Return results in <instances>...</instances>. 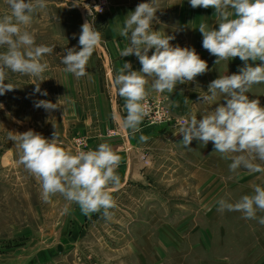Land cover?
Listing matches in <instances>:
<instances>
[{
  "label": "rangeland",
  "instance_id": "374dc122",
  "mask_svg": "<svg viewBox=\"0 0 264 264\" xmlns=\"http://www.w3.org/2000/svg\"><path fill=\"white\" fill-rule=\"evenodd\" d=\"M110 6L111 0L98 23L97 18L93 22L89 18L99 30L105 27ZM10 14L6 0H0V18ZM69 20L64 10H49L48 6L33 14L28 30L35 33L36 44L54 48L43 58L49 65L43 73L44 81L35 80L41 91H35L33 77L9 71L5 84L14 88L0 95V254L21 250L34 237L57 229L55 220L62 213V209H50L49 200L41 195L40 183L20 164L10 132L14 135L33 130L52 139L57 131L66 150H91L89 140L71 139L74 126L64 129L65 110L68 115L78 111L72 105L77 108L79 103H86L80 97L81 90L89 86L63 82L59 73L66 67L63 55L81 33L78 20L68 25ZM4 51L6 48H0ZM249 63L255 66L261 62ZM243 66L244 62L233 64L231 74H238ZM44 91L47 95H42ZM247 95L259 99L264 107V83L253 85ZM40 100H60L59 107L50 111L35 107ZM146 100L155 105L154 112L164 116L157 123L143 120L156 140L139 154V169L135 172L140 176L124 183L120 179L118 185L124 189L111 194L117 204L111 210L112 218L95 213L83 237L67 243L72 245L68 252L71 258L56 253L53 264H264V225L258 219H244L238 211H217L221 198L235 203L241 196L252 194L254 185L264 187V172H249L243 167L231 172L232 161L215 153L212 142L203 145L194 139L185 148L181 144L183 135L174 134L192 115L202 119L207 112L226 105L224 96L218 95L211 103L200 98L192 112L177 116L167 97L147 96ZM255 162L264 168V162ZM260 216L264 213L258 212ZM0 264L25 263L1 257Z\"/></svg>",
  "mask_w": 264,
  "mask_h": 264
},
{
  "label": "clouds",
  "instance_id": "9594fccd",
  "mask_svg": "<svg viewBox=\"0 0 264 264\" xmlns=\"http://www.w3.org/2000/svg\"><path fill=\"white\" fill-rule=\"evenodd\" d=\"M6 3L11 14L0 18V48H6L0 52V95L14 88L5 84L9 71L33 77L35 91L40 92V83L35 80L44 81L43 73L49 65L43 58L54 48L37 45L35 33L28 28L33 14L45 10L47 2L6 0ZM189 3L192 8L215 10L218 30L210 29L206 23L198 26L203 36L202 47L217 58L215 63L239 57L244 66L238 74L220 75L211 81L207 94L201 96L202 102L211 103L218 95H223L226 105L207 112L202 119L192 115L174 134L183 135L181 144L185 148L194 139L203 145L212 142L215 153L232 161L231 172L241 167L249 172H264L255 162H264V107L259 99H249L247 95L253 85L264 83V0H189ZM158 10L159 0L140 3L125 17L123 26L116 28L118 34L129 41L121 57L135 54L142 66L140 71H133L131 63L126 62L113 79L126 111L125 116L115 118L133 137L141 133L140 125L150 113L146 103L149 79L151 89L157 93H173L178 84L192 82L208 71L207 62L194 48L172 46L170 41L175 36L153 30V21L158 22ZM101 40L102 35L94 23L84 22L79 35L80 50L69 48L63 55L64 71L77 79L90 76L87 66ZM151 49L155 50L149 55ZM249 61L261 63L253 66ZM59 101L40 100L35 107L55 110ZM100 138L103 140V136ZM9 139L19 151L20 164L40 183L45 201L60 194L69 204H78L87 216L101 213L105 219L112 218L111 210L117 204L109 186L120 183L116 169L121 157L109 143H100L95 150L78 149L73 153L62 146L57 131L53 132L52 139L33 130L14 135L10 132ZM148 139L143 134L139 136L141 143ZM217 203V211H238L244 219H258V223L264 225V216L257 217L258 212L264 213V187L260 185H254L252 194L241 196L235 203L223 198Z\"/></svg>",
  "mask_w": 264,
  "mask_h": 264
},
{
  "label": "crops",
  "instance_id": "0c3cea01",
  "mask_svg": "<svg viewBox=\"0 0 264 264\" xmlns=\"http://www.w3.org/2000/svg\"><path fill=\"white\" fill-rule=\"evenodd\" d=\"M46 2L49 10L61 9L70 15L68 25L75 24L78 20L77 22L82 26L84 22L90 20L85 0H46ZM146 2H150V0H111L110 12L106 16L105 27L103 26L102 30L97 28L102 35V40L88 63L87 71L90 76L77 79L73 74L66 73L64 69L59 71L63 76V82L89 83V86L86 84L85 90H81L80 96L86 99V103L84 102V105L79 103L77 108L76 104L72 105L74 109L78 110L74 111L73 114L68 115L65 110L66 116L63 118L65 131L74 126L71 139L72 137H81L87 141L89 140L91 150H95L100 143H109L121 157L116 172L120 179H124L123 183L133 176H140L135 172L139 169V154L153 140H156L152 136V131L146 129L147 127L145 128L146 125L143 122L140 125L141 133H137L133 137L128 130L121 127L120 121L115 118L117 115L120 117L125 116L126 111L124 109V99L118 95L114 87V76L118 74V70L126 62L131 63V70L133 71H140L142 67L135 54L121 57L120 53L129 41L127 38L121 37L116 28L117 25L123 26L125 17L133 12L138 4ZM159 3L160 10L156 13L158 22L153 21V30L175 36V39L170 41L172 46L179 45L180 47L194 48L200 58L208 64V71L205 74L198 75L192 82L178 84L173 93H157L151 89V79H149L148 96L167 97L170 101L172 113L177 116L189 111L192 112L195 107L194 104H197L202 95L207 94L210 82L219 78L220 75H231L233 64H243V61L236 57L228 61H221L217 65L215 63L217 58L202 47L203 36L198 29L199 24L206 23L210 29L216 28L218 30L217 18L213 8H192L189 0H159ZM102 19L103 16L97 17V23L98 20ZM73 47L77 51L80 50L79 39L72 44L71 48ZM154 50L151 49L149 55ZM92 84L94 85L92 86ZM71 107H65V109L68 110L69 108L71 110ZM110 131L116 132V135H109ZM140 134L148 136V141L141 143L139 141ZM101 136H103V140L100 138ZM123 187L121 185H110L109 191L114 194L124 189ZM48 202L50 209H62L61 215L56 217V220L54 219L55 225L59 227L34 237L32 243L20 247L21 250L7 251L0 254V258L18 259L25 264H53L56 253L58 255L62 254L64 259L66 256L71 258L68 252L72 250V245H67V243H72L83 237L87 231L86 227L89 226L91 217L95 213L90 216L83 214L78 204H69L60 194L53 195ZM92 220L95 219L92 218ZM59 247L63 249L62 252L58 250ZM68 264L78 263L70 262Z\"/></svg>",
  "mask_w": 264,
  "mask_h": 264
},
{
  "label": "built area",
  "instance_id": "2783aa9c",
  "mask_svg": "<svg viewBox=\"0 0 264 264\" xmlns=\"http://www.w3.org/2000/svg\"><path fill=\"white\" fill-rule=\"evenodd\" d=\"M85 4L87 5L86 10H87L88 17L93 22V19L106 15L108 8H109L110 0H87ZM146 103L148 104L150 108V113L145 118H147V120L149 119L151 123H154V122L157 123L161 121V118L164 115L161 113L160 115L158 112L153 111L152 107H155V105L151 103L150 100H146ZM109 134L113 135L112 132H110Z\"/></svg>",
  "mask_w": 264,
  "mask_h": 264
},
{
  "label": "water",
  "instance_id": "95a60500",
  "mask_svg": "<svg viewBox=\"0 0 264 264\" xmlns=\"http://www.w3.org/2000/svg\"><path fill=\"white\" fill-rule=\"evenodd\" d=\"M58 250L62 252L63 249L61 247H59Z\"/></svg>",
  "mask_w": 264,
  "mask_h": 264
}]
</instances>
